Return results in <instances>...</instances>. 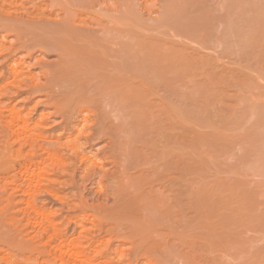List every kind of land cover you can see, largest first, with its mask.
I'll list each match as a JSON object with an SVG mask.
<instances>
[{"label":"rangeland","instance_id":"374dc122","mask_svg":"<svg viewBox=\"0 0 264 264\" xmlns=\"http://www.w3.org/2000/svg\"><path fill=\"white\" fill-rule=\"evenodd\" d=\"M30 1L0 0V18H23L22 7L32 10ZM13 5L20 10L16 12ZM233 13L235 33L229 58L223 56L224 46L213 40L209 48L219 53L218 59L211 53L205 63L188 60V65L196 67L180 77V87L174 80L168 88L161 86L144 97L154 101L145 108V124L154 136L164 119L165 125L182 122L180 179L173 163L178 153L174 144L149 154L140 145L150 137H135L133 154L125 157L112 150L108 136L98 135L93 123L78 133L77 109L55 111V90L45 89L40 77L41 69L48 70L57 61L55 54H42L45 51L39 48L18 49L12 33L3 28L5 21H0V220L4 217L9 222L0 232H10L11 226L15 232L19 230L18 237L23 232L19 241L28 244H21L11 230L7 236L16 238L20 246L8 248L5 243L2 248V239L0 264L162 261L155 250L139 246L156 239L155 234L129 232L123 217L134 195L144 194L146 201L170 202L177 184L183 185L184 202L201 201L212 193L217 199L238 201L243 197L249 206L253 203L247 217L253 228L245 235L246 242L239 240V248H251V252L262 248L251 264L256 259L264 264V0H246ZM11 68L39 75L32 82L35 87L28 78L22 84L15 81ZM15 115L26 121L25 129L8 127ZM142 120L139 117L138 124ZM175 132L168 131L171 136ZM121 159L125 170L118 167ZM25 165L34 169L32 181L27 179ZM229 192L234 193L232 197ZM224 207L217 210L224 213ZM255 209L262 215V231L254 230L259 224ZM192 232L180 228L172 235L164 234L169 244L163 248L170 253L186 252L194 238Z\"/></svg>","mask_w":264,"mask_h":264},{"label":"bare ground","instance_id":"6f19581e","mask_svg":"<svg viewBox=\"0 0 264 264\" xmlns=\"http://www.w3.org/2000/svg\"><path fill=\"white\" fill-rule=\"evenodd\" d=\"M243 4L246 0H50L49 3L33 0L32 10L21 6L23 18L8 16L0 21H5L3 28L12 33L18 49L39 48L45 51L42 54H55L57 61L48 70L41 69L40 77L45 81V89L55 90V111L77 109L78 133H83L89 122L93 123L98 135L108 136L112 150H119L125 157L133 154L135 137H150L140 145L149 154L174 144L178 153L173 163L180 179L184 166L182 122L165 125L164 119L163 126H156L158 132L154 136L145 124L148 121L145 108L154 101L147 102L144 97L159 91L161 86L168 88L174 80L180 87V77L196 67L188 65V60L205 63L211 59V53L218 59L219 53L209 48L213 40L224 46L223 56L229 58L235 33L233 12ZM13 6L18 8L16 12L20 10L19 6ZM27 57L31 58V53ZM228 68H224L227 73ZM10 72L20 84L23 78L32 83L39 77L25 74L21 69L11 68ZM139 117L143 120L138 124ZM14 126L18 130L27 127L19 115L11 117L8 127ZM175 130L174 136L168 133ZM117 164L120 169H126L122 159ZM24 167L27 179L32 181L34 169ZM175 191L176 196L170 202L146 201L141 194L134 195L124 206L127 213L123 220L129 232L147 231L156 236L139 245L155 250L162 258L152 264H251L253 257L262 254V248L258 252L239 248L253 228L247 223L253 203L249 206L243 197L238 201L229 197L217 199L212 193L201 197V201L194 198L196 202H184L183 185L177 184ZM229 193L230 197L234 194ZM220 205L227 211L219 212ZM255 212L259 224L254 230L262 231V215L258 209ZM7 222L4 217L0 220V230ZM9 228L10 232L7 229V233L0 232V242L5 240L2 248L5 243H9L8 248L18 244L14 246L18 248L17 239L22 240L19 237L20 234L24 237L23 232L18 237L19 230L17 233ZM180 228L193 231L191 248L170 253L168 248H163L169 244L164 234L172 235ZM8 233L17 235V239L13 238L16 243ZM254 264H261V260L256 259Z\"/></svg>","mask_w":264,"mask_h":264}]
</instances>
